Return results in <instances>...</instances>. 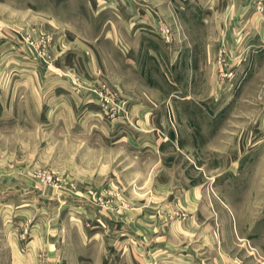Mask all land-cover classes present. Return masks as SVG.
Segmentation results:
<instances>
[{"label": "rangeland", "instance_id": "374dc122", "mask_svg": "<svg viewBox=\"0 0 264 264\" xmlns=\"http://www.w3.org/2000/svg\"><path fill=\"white\" fill-rule=\"evenodd\" d=\"M0 264H264V0H0Z\"/></svg>", "mask_w": 264, "mask_h": 264}, {"label": "crops", "instance_id": "0c3cea01", "mask_svg": "<svg viewBox=\"0 0 264 264\" xmlns=\"http://www.w3.org/2000/svg\"><path fill=\"white\" fill-rule=\"evenodd\" d=\"M147 115V114H146ZM149 122V121H148ZM145 125H146V123H145ZM147 126V125H146ZM228 167L229 166H225V169L227 170L228 169ZM241 169V168H240ZM226 180H227V178H226ZM224 182H226V181H224ZM222 184H224L223 183V180L222 181H220V183H215V184H213V187H214V189L217 191V187L218 186H220V185H222ZM186 189H188V192H186V194L185 195H183L181 198H182V202H183V204H185V205H187V206H189L190 208H196L198 205H200L201 203H204L203 202V200L201 199V187H198V186H189L188 188H186ZM244 192H246V194L244 193ZM218 193V192H217ZM248 194H250V196H251V191L250 190H248V189H245V187L244 188H239L238 189V192L236 193V198H243V199H245V198H250V196L248 195ZM219 195H222V194H219ZM219 197V196H218ZM220 199V201L222 202V204L223 205H225L226 207H232L233 206V202H230L229 200H227V198L226 197H224V196H221V198H219ZM206 200H207V198H206ZM215 202V200L214 199H210L209 198V200H207L206 201V205H212L213 203L212 202ZM245 204V202L244 203H242V204H239V205H244ZM236 205V204H235ZM231 210H232V208H231ZM233 214H234V212H233ZM195 215L193 216H191V218L189 219V221H191V222H193V226H194V228H197L196 227V221H195ZM233 220H234V222L233 223H235V225H236V223L239 221V219H238V217L237 216H235L234 215V217H233ZM204 224H206V226H203L202 228H201V230L202 231H204L205 230V228L208 226L207 225V221H205V223ZM198 225V224H197ZM182 226V225H181ZM210 226H211V228H212V224L210 223ZM234 229L235 230H237L236 229V226H234ZM215 232H213V228L211 229V231H210V236L212 237V235H213V237L215 236Z\"/></svg>", "mask_w": 264, "mask_h": 264}]
</instances>
